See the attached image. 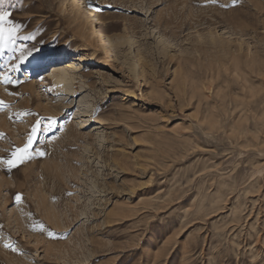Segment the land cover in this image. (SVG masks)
Returning a JSON list of instances; mask_svg holds the SVG:
<instances>
[{"label":"rangeland","instance_id":"374dc122","mask_svg":"<svg viewBox=\"0 0 264 264\" xmlns=\"http://www.w3.org/2000/svg\"><path fill=\"white\" fill-rule=\"evenodd\" d=\"M85 3L106 48L72 0H7L15 46L56 58L9 71L0 47V157L56 126L0 169V264H264V0Z\"/></svg>","mask_w":264,"mask_h":264},{"label":"snow or ice","instance_id":"6c2138e0","mask_svg":"<svg viewBox=\"0 0 264 264\" xmlns=\"http://www.w3.org/2000/svg\"><path fill=\"white\" fill-rule=\"evenodd\" d=\"M215 3L216 0H211ZM233 5H235L236 0H232ZM0 5H5L3 10H0V47H9L12 46V51L18 53V55L10 57V59L15 62L12 63L9 67V71H19L23 65L26 63H31L35 68H39L47 60L51 59L55 53H49L44 51L41 47L33 45L32 47H25L23 45L16 47L17 34L20 29L24 27L21 23L15 22L11 19V12L7 10V0H0ZM227 7V5H225ZM20 39L27 41L30 39H35L31 34L24 35ZM4 84H14L18 81L13 80L8 74H5L0 81ZM59 95V94H58ZM5 104L0 100V108L4 107ZM30 114L28 111L17 113L18 117L25 116ZM42 121L38 119L30 128L29 132L26 135L25 142L21 146H13L10 150V153L6 157H0V169L7 171L11 175L12 171L20 167L27 161L32 160L33 158H44L47 155L46 149L43 147V142L38 144L39 134L41 132L48 133L56 126V118H48V123L41 127ZM3 133H0L2 136ZM56 137L53 136L52 139ZM51 143V140L48 141ZM66 195L71 196L72 193H66ZM55 200V197H53ZM14 204L21 205L23 204L22 194L16 193L13 198ZM23 210L21 209V212ZM27 217L31 220L32 213L29 212L26 214ZM2 227V225H0ZM30 228L33 231H39L46 233L49 238H58V234L52 229L48 228L42 221L31 220ZM5 249H9L14 253H21V249L13 242L11 239H5L3 243Z\"/></svg>","mask_w":264,"mask_h":264},{"label":"bare ground","instance_id":"6f19581e","mask_svg":"<svg viewBox=\"0 0 264 264\" xmlns=\"http://www.w3.org/2000/svg\"><path fill=\"white\" fill-rule=\"evenodd\" d=\"M85 2L86 0H72V5H73L72 7H75L76 5H78L79 8L77 9V11L79 10L78 13H81L80 17L83 20L84 19L91 20L92 30L95 33V37L99 40L98 47L106 48L105 47V45L107 44L105 42L106 35L103 32V27L99 24L100 23L99 19L95 18V16L92 15L93 12L91 8ZM55 58L56 56L54 55L51 59L47 60L44 64L54 61ZM65 58H69V56H66ZM92 58L93 56H89V57L73 56L72 59H67V61H65L64 63L53 66L52 71L47 76H55V77L60 76L61 77L62 73L67 72L69 69H74V68L77 69L79 68V66H81V62L83 63L90 62ZM104 72H105L104 70L99 69V73H104Z\"/></svg>","mask_w":264,"mask_h":264}]
</instances>
